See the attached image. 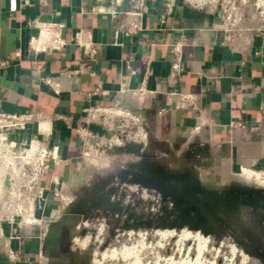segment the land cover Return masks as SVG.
<instances>
[{
	"label": "crops",
	"instance_id": "crops-1",
	"mask_svg": "<svg viewBox=\"0 0 264 264\" xmlns=\"http://www.w3.org/2000/svg\"><path fill=\"white\" fill-rule=\"evenodd\" d=\"M128 4L0 0V112L34 118L8 137L22 148L41 140L53 155L33 219L11 222L0 210V264H93L49 256L44 247L47 223L60 217L87 173L81 157L96 139L84 128L90 109L129 112V125L140 126L156 146L177 157L192 152L208 166L192 167L201 181L219 177L227 184L245 168L264 170V32L244 34L247 43L237 48L216 14L183 0H148L143 31L121 36L118 46L115 15ZM254 24L247 17L244 26ZM80 42L95 45L93 59ZM176 42H184L185 71L174 79Z\"/></svg>",
	"mask_w": 264,
	"mask_h": 264
},
{
	"label": "rangeland",
	"instance_id": "rangeland-1",
	"mask_svg": "<svg viewBox=\"0 0 264 264\" xmlns=\"http://www.w3.org/2000/svg\"><path fill=\"white\" fill-rule=\"evenodd\" d=\"M116 111H121L122 115L116 114ZM131 117V113L120 109L105 110L89 117V122L97 121V124L113 131V135L110 139H105L88 133L96 139H89L81 157V166L87 173L84 177H81L78 188L71 192L73 199L67 197V205L64 208L73 204L75 199L85 200L90 198L93 200L100 195H104L109 197L112 202H120L123 210L119 213L109 210L104 212L101 208L86 210V216H82L83 218H81L76 228L77 230L79 228L86 229L87 232L84 236H76L72 240L71 251L85 250L93 245L94 254L90 257L93 264H187L188 260V264H221L224 257L231 258L229 251H232V248L245 251L237 239L248 242L250 246H254V244L264 245V225L257 220L260 215H252L251 211H246V213L241 211L236 217L228 213L219 215L222 218V223L219 224L214 221V226H219L220 230L223 231L221 232L218 229L221 232L220 234L214 232L207 236H204L201 232L190 230L187 226L174 230L155 226L136 230L122 229V222L127 216L124 208L128 207L129 211L138 215L143 214L144 218L149 214L159 217L165 215L162 208L165 206L167 211L170 212L173 203L169 199L163 201L161 194L155 189H146L128 181L121 182L117 177V173L127 169V164L137 162L139 157L135 154L117 152L115 148H120L126 143L132 142L143 144V146L147 145L149 152L151 150L154 152L157 149L154 152V160L159 161L160 166L167 170H177L179 177H184L183 180L175 183L166 174L157 175L155 171H149L145 164L146 169L137 165L131 167L126 174H130L132 177H143L148 184L163 185L171 191L176 188V191L180 194L184 193L182 187L184 180L196 175L192 166L199 169H208V166L197 159V156L192 152L187 151L177 157L165 148L156 146L152 140L147 139L146 133L140 126L129 125L132 120H130ZM149 160L151 161L152 158H149ZM185 170L186 172H184ZM146 171H149V174H146ZM245 174L243 170L237 174H232L233 177L228 178L229 182L227 184L224 181L222 182L219 177H215L218 182H215L214 177L208 179V182H205L207 180L205 178H202V181L199 177L198 179L201 184L208 186L205 189L219 193L230 188L235 190L240 186L259 188L264 191V180H262L264 176L260 175L259 179L256 175L249 176L246 174V176ZM4 195L7 196L6 193ZM201 197V195H198L199 199H202ZM86 205L90 206L91 204L88 201ZM29 217H34L32 207L28 210L25 220ZM117 218L120 220L118 224H116ZM173 219H175V213L169 214V220L172 221ZM226 224L230 227L228 228ZM210 225L207 228L212 230ZM240 228L250 231L248 234H239L238 229ZM111 230L115 232V236L110 235ZM231 246L235 247L230 249ZM123 251L126 252V256ZM198 252L201 253L200 256ZM63 256L62 259H69L66 255ZM259 260L263 262L264 256L263 260Z\"/></svg>",
	"mask_w": 264,
	"mask_h": 264
},
{
	"label": "built area",
	"instance_id": "built-area-1",
	"mask_svg": "<svg viewBox=\"0 0 264 264\" xmlns=\"http://www.w3.org/2000/svg\"><path fill=\"white\" fill-rule=\"evenodd\" d=\"M147 2L148 0H129L128 8L115 15L117 17L114 29L115 45H122L118 42L121 36L131 38L143 31L144 11ZM183 3L195 10L216 14L219 28L229 35L231 44L237 48L247 43L248 38L244 34L248 35L254 31L264 32V0H183ZM247 17L255 22L253 27L246 28L244 26ZM79 44L88 60L95 57L94 44L91 42H80ZM183 46L184 42H176L170 46L171 70L174 79L185 71ZM131 59L132 57L129 58V61ZM105 110L103 108L90 109L87 113L88 118ZM33 121L34 118L31 114L0 112V210L3 213V218L11 222L16 219L24 221L28 210L31 207L33 210L36 202L43 198L41 182L46 167L53 156L50 149L41 140L31 139L22 148L15 141L9 139L8 132L22 131ZM256 172L264 176V170ZM28 219L33 218L29 217ZM232 247L235 246H231L230 249ZM229 253L231 258L224 257L221 264H252L251 257L243 250L235 248L234 253L231 250Z\"/></svg>",
	"mask_w": 264,
	"mask_h": 264
},
{
	"label": "water",
	"instance_id": "water-1",
	"mask_svg": "<svg viewBox=\"0 0 264 264\" xmlns=\"http://www.w3.org/2000/svg\"><path fill=\"white\" fill-rule=\"evenodd\" d=\"M84 128L88 133L105 139H110L113 135V131L94 122L85 124ZM115 151L135 154L139 157L137 162L127 164V169H123L117 173V177L121 182L128 181L131 184H136L146 189H155L161 194L163 201L169 199L173 203L172 210L169 212L164 206L162 212H164L165 215L159 217L149 214V216L144 218L143 214L138 215L129 211L128 207L124 208L127 214L125 220L122 222V229L124 230H136L138 228H150L152 226L174 230L187 226L190 230L201 232L204 236H207L218 231L217 228L214 227V221L219 224L222 223V218L219 215L228 213L236 217L241 211L243 213L251 211L252 215H260L257 220L264 225V191L259 188L240 186L229 193L225 191L219 193L217 191L205 189V187L208 186L201 184L198 177L195 176L184 180V184L182 185L184 193L180 194L176 191V188L171 191L163 185L161 186L156 183L148 184L143 177H132V175L126 174L131 167L140 165L142 168L145 164V166L149 168V171H155L157 175L166 174L169 179L175 183H179V180L184 179L182 176L179 177L177 170H167L161 167L160 162L154 160L155 153L153 150L149 152L147 145L143 146V144L130 142L120 148H115ZM149 158H152V160L150 161ZM204 194L212 196L215 202L213 203L207 200ZM198 195H201L204 201H201ZM88 201L91 204L90 206L86 205ZM97 208H101L104 212L109 210L119 213L123 210L120 202H112L109 197L104 195H100L93 200L90 198L85 200L75 199L73 204L62 209L60 217L57 220H52L47 223L44 234L46 254L56 258H63V255H67L69 258L81 256L89 259L94 254L92 249L93 245H90L85 250L77 252H72L70 250V245L76 236H84L87 232L86 229L79 228V230H77L76 228L81 218H83L82 216H86V210L89 211L90 209ZM171 213H175V219L172 221L169 220V214ZM119 221V218H117L116 224H118ZM209 224H211L212 230L207 228ZM226 226L228 227L227 224ZM249 231H247L246 234H248ZM110 235L115 236V232L111 230ZM240 244L245 249V245L242 243ZM244 252L251 258L263 260V255L259 253L252 254L246 250Z\"/></svg>",
	"mask_w": 264,
	"mask_h": 264
},
{
	"label": "flooded vegetation",
	"instance_id": "flooded-vegetation-1",
	"mask_svg": "<svg viewBox=\"0 0 264 264\" xmlns=\"http://www.w3.org/2000/svg\"><path fill=\"white\" fill-rule=\"evenodd\" d=\"M234 190V188H230V189H227V190H225V192H230V191H233ZM204 196H205V198L207 199V200H209V201H213V197L212 196H208V195H206V194H204ZM201 201H204L203 199H201ZM215 227V226H214ZM242 227V226H241ZM217 228V230H218V228H219V231H223L222 229L220 230V227H216ZM239 230V234H241V233H245L246 234V232L248 231L247 229H242V228H240V229H238ZM219 231H217L219 234L221 233V232H219ZM235 238H236V236H235ZM237 239V238H236ZM240 243H242V244H244L245 245V250L247 251V252H250V253H252V254H256V253H259V254H261V255H263L264 256V249H263V247H264V245L263 244H254V246H250V244L248 243V242H246V241H243V240H240V239H237Z\"/></svg>",
	"mask_w": 264,
	"mask_h": 264
},
{
	"label": "bare ground",
	"instance_id": "bare-ground-1",
	"mask_svg": "<svg viewBox=\"0 0 264 264\" xmlns=\"http://www.w3.org/2000/svg\"><path fill=\"white\" fill-rule=\"evenodd\" d=\"M107 111H108V110H107ZM109 111H110V110H109ZM116 114H118V115H122V112H121V111H116ZM98 122H99V121H98ZM94 123H97V121H95ZM101 123L103 124V122H101ZM5 154H6V153H5ZM3 155H4V154H3ZM7 155H8V154H7ZM2 157H4V156H2ZM0 169H1V166H0ZM180 172H181V171H180ZM182 172H183V171H182ZM145 173H146V174H149V171H146ZM243 173H246V174L249 175V176H250V175H254V176L256 175L257 178L260 179V174H259L258 172H255L254 170H249V169H246V168H245V170H243ZM246 174H245V175H246ZM247 175H246V176H247ZM249 176H248V177H249ZM251 177H252V176H251ZM242 178H243V177H242ZM245 179H247V178L245 177ZM262 180H264V179H262ZM245 181H246V180H245ZM248 181H250V180H248ZM254 182H255V181H254ZM247 183H248V182H247ZM168 232H169V231H168ZM168 232H167V233H168ZM186 233H187V232H186ZM163 234H166V233H163ZM172 234H173V233H172ZM189 234H191V233H189ZM181 235H182V234H181ZM187 235H188V234H187ZM167 236H168V235H167ZM197 236H198V235H197ZM185 237H186V236H185ZM164 238H165V236H164ZM183 238H184V237H183ZM197 239H198V238H197ZM198 240H199V239H198ZM204 243H205V242H204ZM199 246H200V245H199ZM203 246H204V244H203ZM203 246H202V247H203ZM202 247H201V248H202ZM204 247H205V246H204ZM201 248H200V249H201ZM198 251H199V250H198ZM123 252H124V251H123ZM126 252H127V249H126ZM126 252H124V253H125V256H126ZM234 252H235V249L232 248V253H234ZM198 253H199V256H200L201 253H200V252H198ZM122 255H124V254H122ZM197 257H198V256H197ZM186 261H187V260H186ZM187 262L189 263V260H188ZM197 262H198V261H197ZM181 263H182V262H181ZM183 263H184V262H183ZM188 263H187V264H188ZM198 263H199V262H198ZM174 264H175V263H174ZM190 264H192V263H190Z\"/></svg>",
	"mask_w": 264,
	"mask_h": 264
}]
</instances>
